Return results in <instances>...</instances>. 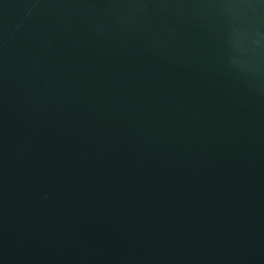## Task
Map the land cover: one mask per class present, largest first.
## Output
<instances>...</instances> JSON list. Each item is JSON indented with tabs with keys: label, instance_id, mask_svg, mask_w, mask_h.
<instances>
[{
	"label": "water",
	"instance_id": "95a60500",
	"mask_svg": "<svg viewBox=\"0 0 264 264\" xmlns=\"http://www.w3.org/2000/svg\"><path fill=\"white\" fill-rule=\"evenodd\" d=\"M0 264H264V0H0Z\"/></svg>",
	"mask_w": 264,
	"mask_h": 264
}]
</instances>
